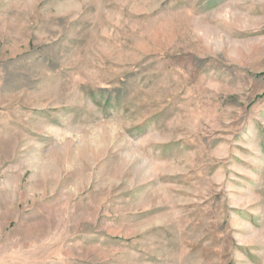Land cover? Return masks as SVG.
<instances>
[{
  "label": "rangeland",
  "instance_id": "obj_1",
  "mask_svg": "<svg viewBox=\"0 0 264 264\" xmlns=\"http://www.w3.org/2000/svg\"><path fill=\"white\" fill-rule=\"evenodd\" d=\"M0 264H264V0H0Z\"/></svg>",
  "mask_w": 264,
  "mask_h": 264
}]
</instances>
